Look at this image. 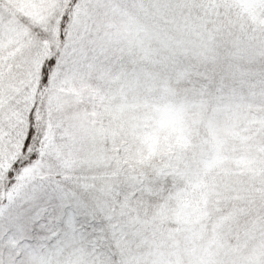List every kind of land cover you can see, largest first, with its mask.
Instances as JSON below:
<instances>
[{
    "label": "snow or ice",
    "instance_id": "obj_1",
    "mask_svg": "<svg viewBox=\"0 0 264 264\" xmlns=\"http://www.w3.org/2000/svg\"><path fill=\"white\" fill-rule=\"evenodd\" d=\"M0 264H264V0H0Z\"/></svg>",
    "mask_w": 264,
    "mask_h": 264
}]
</instances>
